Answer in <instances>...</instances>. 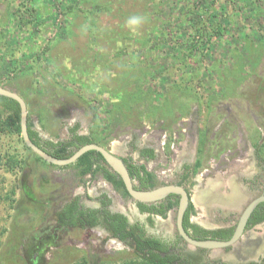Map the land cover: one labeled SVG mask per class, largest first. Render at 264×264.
Here are the masks:
<instances>
[{
  "label": "rangeland",
  "instance_id": "rangeland-1",
  "mask_svg": "<svg viewBox=\"0 0 264 264\" xmlns=\"http://www.w3.org/2000/svg\"><path fill=\"white\" fill-rule=\"evenodd\" d=\"M0 86L24 99L41 145L68 139L76 125L148 169L152 185L196 178L190 212L201 224H234L250 176L264 178V0H0ZM17 124L0 106V264H150L100 228L55 233L53 210L83 188L96 204L94 192L105 189L114 209L156 236L174 230V212L149 226L104 159L93 155L90 168V155L51 164ZM145 145L157 154L143 165L136 152ZM211 186L214 194L196 202ZM232 195L243 203L224 217L207 206ZM249 233L258 242L264 224ZM247 235L236 246L252 241ZM185 252L204 264L237 263L239 254Z\"/></svg>",
  "mask_w": 264,
  "mask_h": 264
},
{
  "label": "flooded vegetation",
  "instance_id": "flooded-vegetation-1",
  "mask_svg": "<svg viewBox=\"0 0 264 264\" xmlns=\"http://www.w3.org/2000/svg\"><path fill=\"white\" fill-rule=\"evenodd\" d=\"M77 132L79 134H85V133H82V132H79V131H77ZM45 148L47 149V146ZM144 148L152 149L153 153L155 154V157H156V154H157L156 149L153 146L145 145V146L137 147V152H136L137 153V157L136 158L138 160H141L143 165H145L146 162L147 163L148 162H153L155 160V158L149 159L148 156L145 155V153L143 154L141 152V150L144 149ZM130 149L133 150L134 148L132 149V147H131ZM124 163H125L126 167H127V164L135 165L134 162H127V163L124 162ZM191 167L192 166L189 165V164L184 165L183 166V171L184 172L181 171L180 175H183L184 173L190 172L189 170L191 169ZM181 170H182V168H181ZM261 170L264 173V168H262ZM148 171L149 170L146 169L145 176L150 177V174L148 173ZM170 171L171 170H169V169H166V170L164 169V170L161 171V173H166V172H170ZM141 174L144 175V173L142 171H141ZM130 177H131V179L133 181V187L136 188V189H140V190L152 189V188H156L158 186L167 185V184H178L177 182L167 181L166 183H164L162 185H157V186L156 185H152L151 186L149 183H146V185L142 184L141 181H139V179L137 177H135L134 175H132V176L130 175ZM188 181L189 180H186L183 184H178V185H181L182 187H184L186 189V191L189 194V198H190L189 199L190 200L189 203L191 204L192 199L190 197V192H189L188 186L192 187L193 184L196 183V178H192V180H190V182H188ZM247 183L249 184V186H247L248 190H244L242 192H245V194H247L250 197H248L249 201L247 203H245L244 207L242 208V206H241L242 210L245 208V206L251 200H253L254 198H256L257 196H259L261 194H264V178L259 184V183H257V179H255V176H252V177L250 176V180ZM257 184H258V190H257ZM253 190H255V191H253ZM252 192H254V193H252ZM86 193L87 192H85V189L83 188L82 191L78 192L77 194H73V196H71L69 199L64 201L59 207H57L56 209L53 210L52 217H53L54 224H51L50 227L55 231V233H60V232L68 233L69 232L68 234H77L80 231H82V232L85 231L86 229H90V230L94 231L95 228H100L103 231H105L106 235L112 236L111 232L107 228H105L103 226V224H102L103 213L101 211L100 212H96L95 216L97 218V222L94 225H90V222H86L83 219V218H87L89 220V217L85 216V211L87 209L91 210V209H97V208L99 210H101V208L103 207L102 202L105 201L106 205L104 207L108 211H110L112 213H115V212L123 213V212L119 211L117 209H114L112 207V196L105 189H101L100 188V190H96L94 192V194H95V198L94 199L96 200V204H87L86 203V199L90 198V196H89L90 193H87V194ZM213 194H214V191H213L212 186H211V188L209 190L208 189L205 190V191L203 190L202 192H200V193L195 195L196 202H198L199 200L202 201V202H206V198L209 195H213ZM232 196H234V195H232ZM216 198H213L212 202H208L207 206L208 207H212L213 206L212 203H216L217 205L215 204L216 205L215 207L217 209H219V210H217V214L220 217H222L223 215L228 213L227 209H232V210L237 211L238 208H235L234 206H236V205H233V203L235 201L236 202L238 201V199H239L238 196H234L230 200H225V199H221V198L220 199L219 198L216 199ZM239 200H240V204H242L243 203L242 200H244V197L239 199ZM137 202H139V201H136V203H135L136 204L137 213L144 215V219H145V221L147 222V224L149 226H151V224H152L153 220L155 219V217H166V216H169L171 212H174L173 213L174 214L173 215V217H174V219H173L174 220V230L171 233L165 232V233H162L160 236H156V233L149 234L148 232L145 231V235L148 236V237L154 236L156 238L161 239L163 242H166L167 245L171 247V251H176V249H177V251L185 252L186 251V247L189 246V244L179 234V232L177 230V227H176V215H177V209H178V203H179V195H177V194H169L165 198H163L161 200H158V201H155V202H142V203H147L149 206H150V204H157L158 206L164 204L165 206H167L171 202L172 205L167 209L165 215H163V216L159 215L157 213H153L151 211L141 212ZM72 203H76L75 204L76 207H74L75 210L72 209L71 213H72V215L78 217L79 220H77L76 218L72 219L71 218L72 215L67 210V207L68 208H72L73 207V206H71V207L69 206ZM258 205H256L255 208L253 209V211L251 212V214H250V216H249V218H248V220L246 222V225H245V228H244V232L242 234L243 236L245 234L246 235L248 234L247 235L248 237H246L247 239L252 238V236L254 235V234L250 235L251 233H249V232H251V230L253 228L257 227L258 225L264 224V219H262V220H260L258 222L255 220L257 218V211L256 210H257V206ZM188 207H189V204H188V206H187V208H186V210H185V212L183 214L182 225H183L184 230L187 232V234L189 236H191L192 238H194V239H221V240H224L222 238H219L218 236L211 237L212 234H210L208 231H219V230L229 229L231 227L233 228V231H234V228H235V226L237 224L239 216H240V214L242 212V210H241L239 215H238V217H237V221L234 224H227L228 223V219H227L226 220L227 222L226 221H222V223L219 222L218 225H213V224L210 225V222H207L208 225L207 224L205 225V224H201V223L197 222L196 219H194V217H192V214L189 211ZM223 208L225 210H227V211H224ZM78 211L84 212V213L79 215ZM187 211L190 214H189V217L187 219V222H188L187 227L185 228L184 224H183V221H184V215H185V213H187ZM261 212H259V213H261ZM263 212H264V207H263ZM125 216L127 217V215H125ZM225 218H227V217L225 216ZM127 219H128V223L130 225L135 224V223H139V224H142V225L145 226V223H143V222L130 221L128 217H127ZM253 220H255V221H253ZM144 226H143V228H144ZM197 227H199V228L203 229L204 231L208 232L207 233L208 235H207L206 238H199V237H202V236H201V233L200 234L195 233ZM144 230H145V228H144ZM233 231H232V233H233ZM198 232H199V230H198ZM98 235H100V234H98ZM243 236L241 237V239L243 238ZM253 237L254 238H252V241H250L244 248L246 253L243 252V253L237 254V260L238 261H237V263H233V264H250V263H256V264L262 263V264H264V236H262L258 242L256 241L257 240L256 237L255 236H253ZM241 239H239V242H240ZM129 240L131 241V243L129 242ZM110 241H113V243L119 242L121 245L123 243H127L129 246H131L133 248V251L135 250V247H136V244H135L134 240L131 237H127L126 239L121 240L123 242H120L119 240H116V239H110ZM246 241H248V240H246ZM251 244H252L253 247H254V245H257L255 247V249L253 250V252L254 251L255 252L262 251L263 255L262 256L261 255L260 256H257V255L254 256V255H252V253H248L247 254V252L251 251L252 248H253L251 246ZM176 247H178V248H176ZM228 247H231V246H228ZM194 248H196L197 250L200 249V250H204V251H213V250L205 249V248H201V247H194ZM225 248H227V247H224L222 249H225ZM161 255H163V253H161ZM216 261H217V263L228 264V262H223L222 260H216Z\"/></svg>",
  "mask_w": 264,
  "mask_h": 264
},
{
  "label": "trees",
  "instance_id": "trees-1",
  "mask_svg": "<svg viewBox=\"0 0 264 264\" xmlns=\"http://www.w3.org/2000/svg\"><path fill=\"white\" fill-rule=\"evenodd\" d=\"M0 106L7 109L8 111L12 112L14 116L17 118L18 124L17 128L20 130V124H19V105L18 103L8 97L1 96L0 95ZM70 136L68 139L65 140H58L57 142H53L51 140H47L45 142V145H41L40 138L37 134V132L32 128V126L28 123V133L31 139L35 144H37L39 147L43 148L46 152L49 154L65 158L70 156L77 148L80 146L91 143L92 139L87 134H79L78 127L76 125L69 128ZM44 146V147H43ZM47 146V149L45 148ZM141 152L146 156H148L149 159L155 158V154L153 153L152 149L144 148L141 150ZM90 155V159H88V168H90L95 163V158H101L103 159L102 155L95 151L90 150L82 154L78 159H82L84 156ZM93 155H95V158H93ZM103 169V171L106 174L107 178H112L114 174H111L110 170L103 166H99ZM127 169L129 171V174L132 176L134 175L141 181L142 184L149 183L152 186L151 179L148 176H145V170L144 168H139L135 165L127 164ZM143 169V170H142ZM141 171L144 173V175L141 174ZM121 184H123L122 180L120 179ZM124 186V184H123ZM125 188V187H124ZM125 192L128 194L127 190L125 189ZM138 206L140 208L141 212L145 211H151L153 213H157L159 215H165L167 209L172 205L170 202L167 206L157 204H150V206L147 203L137 202ZM76 203H72L69 206H73L72 208H68V212L72 215V209H74ZM103 207L101 210L97 209H87L85 211V216L89 217V220L87 218H83L86 222H90V225H94L97 222L96 218V212H102L103 213V221L102 224L105 228H107L111 235L118 238L119 240H124L127 237H131L135 244V250L134 254L138 258L142 259L143 261H146L150 264H204L199 261L195 256H192L189 253L183 252V251H171V247L167 245L166 242H163L161 239L156 238L154 236L148 237L145 235V230L143 228L142 224L135 223L130 225L128 223L127 217L120 212L112 213L108 211L104 206L106 205L105 201L102 202ZM264 202L260 203L257 206V218L255 219L257 222L264 219V212H263ZM189 211L192 209V205L189 203ZM262 208V209H261ZM75 210V209H74ZM255 211V212H256ZM262 211V212H261ZM254 212V213H255ZM261 212V213H259ZM84 212L78 211V214H82ZM253 213V214H254ZM188 211L184 215V227H187V219L189 217ZM71 218L78 217L72 215ZM253 220V221H255ZM199 230V232H198ZM233 231V228L219 230V231H208L210 234H212L211 237L218 236L222 239H227L231 236ZM207 231H204L203 229L197 227L195 233L200 234L202 237L199 238H206L207 237ZM163 253V255H161ZM222 264L217 263V261L213 262L212 264ZM207 264V263H206ZM211 264V263H209ZM225 264V263H224ZM250 264H256V263H250ZM262 264V263H259Z\"/></svg>",
  "mask_w": 264,
  "mask_h": 264
},
{
  "label": "water",
  "instance_id": "water-1",
  "mask_svg": "<svg viewBox=\"0 0 264 264\" xmlns=\"http://www.w3.org/2000/svg\"><path fill=\"white\" fill-rule=\"evenodd\" d=\"M0 95L11 98L18 103L20 134L23 138V141L31 150H33L35 153H37L41 158H43L47 162L54 164V165H61V166L67 165V164H70L76 161L85 152L90 151V150H95L102 155L106 163L112 168L113 171H115L119 175L128 194L136 201L155 202V201L165 198L169 194L179 195V203H178V209H177V215H176V227H177L179 234L189 244V246L201 247V248L216 250V251L221 250L224 247L231 246L235 249V251L240 252L238 249L241 250L245 248V246L247 245L245 244V245L236 246V244L239 243V239H241V237L243 236L242 234L244 232L246 222L251 212L253 211L256 205H258L261 202H264V194L257 196L245 206V208L242 210L239 216L237 224L230 238L224 239V240L194 239L187 234V232L184 230L183 225H182L183 214L190 201L189 194L184 187L178 184H167V185H162L156 188L145 189V190L134 188L133 181L129 175L128 169L124 161L120 157L115 155L111 150H108L105 147L97 143L84 144L80 146L78 149H76L70 156L65 157V158H60V157H56V156L49 154L43 148L35 144L33 140L31 139V137L29 136L28 123H27V106H26L24 99L18 93L11 91L9 89H6L4 87H1V86H0ZM239 202L240 200H238L237 202L235 201L233 203V205H236L234 206L235 208L239 207L240 205ZM119 241L121 242V240ZM129 242L131 243L130 240ZM254 255H257V254H254Z\"/></svg>",
  "mask_w": 264,
  "mask_h": 264
},
{
  "label": "clouds",
  "instance_id": "clouds-1",
  "mask_svg": "<svg viewBox=\"0 0 264 264\" xmlns=\"http://www.w3.org/2000/svg\"><path fill=\"white\" fill-rule=\"evenodd\" d=\"M142 22L141 17H132L129 21L131 25H139Z\"/></svg>",
  "mask_w": 264,
  "mask_h": 264
},
{
  "label": "bare ground",
  "instance_id": "bare-ground-1",
  "mask_svg": "<svg viewBox=\"0 0 264 264\" xmlns=\"http://www.w3.org/2000/svg\"><path fill=\"white\" fill-rule=\"evenodd\" d=\"M110 243H113V241H110ZM117 243L120 244L119 242H117ZM238 250H239L240 252H238V251H236V252L239 253V254H240V253H243V252L246 253V251L244 250V248L241 249V250H240V249H238ZM249 250H250V249H249ZM248 252H249V253H252V255H254V254H257L258 256H260V255L262 256V255H263V253H259V252H255V251H254V252H253V251H251V252L248 251ZM248 252H247V253H248ZM254 256H256V255H254Z\"/></svg>",
  "mask_w": 264,
  "mask_h": 264
}]
</instances>
